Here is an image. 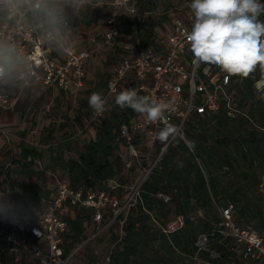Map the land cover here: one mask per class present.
I'll return each instance as SVG.
<instances>
[{
  "label": "built area",
  "instance_id": "1",
  "mask_svg": "<svg viewBox=\"0 0 264 264\" xmlns=\"http://www.w3.org/2000/svg\"><path fill=\"white\" fill-rule=\"evenodd\" d=\"M260 2L264 4V0ZM185 5L186 10L176 7L167 12L172 21L166 44L155 35L152 38L156 40L154 46L151 42L142 45L139 40L124 42L125 57L113 68L106 84L103 94L107 101L106 109L109 103L113 104L119 92L127 89L124 81L130 78L143 95L175 102V111L167 113L165 120L149 122L141 115L120 123L115 130V144L118 156L122 157V167L127 173L136 171L131 182L123 187L122 183L111 180L103 189L92 190L72 187L64 180L57 181L49 198L41 200L39 197V200L23 205L26 214L18 223L0 218V264H68L70 256H65L62 243L69 231L68 218L74 211L88 215L97 227L108 228L116 224L120 240L127 216L142 205L144 186L160 169L168 148L178 138L187 143L185 127L193 115L209 116L223 108L230 118L246 117L245 110L237 106L235 95V84H239L243 77L234 79L218 66L195 60L186 40L194 17L189 4ZM109 8L111 14L103 20V32L99 36L88 35L87 47H76L69 54L59 55L43 46H34L40 61L41 86L67 96H75L84 89L91 55L119 36L117 11L125 8L134 18L137 14L134 0H114ZM252 78L253 91L264 104V76L259 66L252 73ZM13 104L14 99L0 93V108H10ZM103 114H96L91 109L92 122L102 118ZM166 124L174 125L177 134L161 141L158 132ZM0 191L8 189L0 188ZM258 191L264 196V179L260 181ZM155 197L164 202L170 200L162 192ZM31 209H39L41 219L33 215ZM219 212L222 222L216 225L211 235L217 233L230 240L227 251L233 253L240 263L264 264V234L236 225L232 205L222 204ZM182 224V217L179 216L167 231H174ZM208 239L207 234L197 237L195 245L198 251L209 250ZM209 252L213 259L219 258L216 249Z\"/></svg>",
  "mask_w": 264,
  "mask_h": 264
},
{
  "label": "trees",
  "instance_id": "2",
  "mask_svg": "<svg viewBox=\"0 0 264 264\" xmlns=\"http://www.w3.org/2000/svg\"><path fill=\"white\" fill-rule=\"evenodd\" d=\"M134 1L136 25L141 30L144 15L156 10L162 0ZM152 30L145 31L142 45L151 42ZM238 77L232 75L234 79ZM252 84V73L235 84L237 106L245 110L246 117L230 118L223 108L209 116L191 117L185 127L187 143L178 138L168 148L160 169L144 186L142 205L127 216L123 237L118 240L119 235H115L116 224L107 228L114 237V246L103 264H179L182 254L192 262L242 264L227 251L230 240L211 233L222 222L220 207L229 204L236 225L264 234V196L258 191L264 179V104L255 95ZM124 85L143 95L133 79H126ZM107 111L108 116L91 123L93 135L77 153V159L63 163V180L72 187L100 190L121 174L122 157L117 154L115 130L120 123L141 115L130 108L121 109L114 102L107 106ZM19 150L26 166L40 156L35 147L23 146ZM257 161L261 174L256 170ZM217 173L228 177L224 186L217 184ZM118 182L122 183V177ZM159 192L167 194L170 200L164 202L155 197ZM218 195L222 199L216 201ZM179 216L182 226L168 232L170 218L175 223ZM196 222L201 227L199 232L195 230ZM68 223L69 231L62 243L65 256L82 242L91 221L88 215L74 211ZM201 234L209 236L208 251H198L195 245ZM211 249H216L219 258L211 257Z\"/></svg>",
  "mask_w": 264,
  "mask_h": 264
},
{
  "label": "clouds",
  "instance_id": "3",
  "mask_svg": "<svg viewBox=\"0 0 264 264\" xmlns=\"http://www.w3.org/2000/svg\"><path fill=\"white\" fill-rule=\"evenodd\" d=\"M97 0H0V93L34 92L40 87V61L34 46H43L59 55L78 46V27L72 20L89 7H100ZM193 23L186 40L197 62L218 66L233 76L247 78L259 66L264 76V4L260 0H191ZM116 14V13H115ZM99 92L88 97L96 114L106 109ZM121 109L130 108L149 122L165 120L175 111V102L140 95L126 89L115 96ZM177 134L166 124L158 138L166 141ZM0 191V218L18 223L26 214L22 204ZM41 219L39 209H31Z\"/></svg>",
  "mask_w": 264,
  "mask_h": 264
},
{
  "label": "rangeland",
  "instance_id": "4",
  "mask_svg": "<svg viewBox=\"0 0 264 264\" xmlns=\"http://www.w3.org/2000/svg\"><path fill=\"white\" fill-rule=\"evenodd\" d=\"M114 0H97L100 7H89L84 10L83 19L80 24L86 31L94 29V22L99 13H103V18H107L111 11L105 2ZM191 0H162L156 10L145 14L143 17L144 27L139 30L136 25V18L131 16L125 8L117 11V24L120 28L119 36L108 46H104V51L94 54L89 73L93 77L90 84L95 83V89L102 95L105 93V81L107 75L114 66L122 60L124 56V42H135L141 40L145 31L154 29L157 39H162L166 44L167 35L170 34V24L172 19L167 12L176 7L185 8V4H190ZM186 10V8H185ZM78 20H72V26H76ZM151 37V45L156 44V40ZM93 93V89L86 91L85 99L66 100L57 95L51 102V94L38 88L34 92L20 93L17 104L11 112L7 124L3 129L9 133V140L5 135L0 134V188L8 189L11 192L10 198L22 205H27L42 198H49L55 191L57 181H63L65 171L63 163L67 159H77V153L82 150V146L87 143L93 135L91 127V108L88 105V97ZM114 101V100H113ZM115 103V101H114ZM111 103H109L110 106ZM48 105V109L44 107ZM109 115L105 111L103 117ZM35 147L39 150L40 156L29 166H26L19 154L20 147ZM60 155L61 158H60ZM121 167L122 185L125 187L131 182L136 171L127 173ZM33 171V173H29ZM256 170L259 174L262 169L256 162ZM217 184L224 186L228 177L222 173H217ZM118 178L114 179L118 181ZM45 197V198H43ZM222 199L218 195L215 200ZM221 201V200H220ZM203 213V210H202ZM191 215L194 212L190 213ZM165 220H162V223ZM174 225L172 218L169 220V228ZM195 230L199 232L201 227L196 222ZM114 233L119 234L118 227L114 228ZM114 237L106 227L102 228L92 223L85 229L82 242L76 245L69 255L68 264H103L105 256L113 249ZM179 264H205L204 262H192L189 256L182 254Z\"/></svg>",
  "mask_w": 264,
  "mask_h": 264
},
{
  "label": "crops",
  "instance_id": "5",
  "mask_svg": "<svg viewBox=\"0 0 264 264\" xmlns=\"http://www.w3.org/2000/svg\"><path fill=\"white\" fill-rule=\"evenodd\" d=\"M112 2V1H111ZM111 2H109V1H107V2H105V4H103V6L104 5H106V7L108 6L109 7V5H110V3ZM110 9V8H109ZM110 11H111V9H110ZM83 13H84V11L80 14V20L78 19V18H75V20H78L75 24H76V26L75 27H78V31H77V36H78V46L77 47H81V48H83V47H87L89 44H88V35H90V34H95V35H97V36H99L102 32H103V30H104V28H103V20H104V16H103V13H99V15L97 16V19L95 20V22H94V24H93V26H94V29L91 31V32H88V31H86V29L85 28H83V26L80 24V22H81V20L83 19ZM155 29V28H154ZM154 29L152 30V32L154 33ZM119 30H120V28H119ZM100 51H104V47H102V48H100V49H98L97 51H95L92 55H91V58L89 59V61H88V63H87V72H88V77H87V80H86V83H85V87H84V89H82L80 92H78L75 96H73V100L75 99V100H77V99H79V100H81V99H85L86 98V91H88V89L89 88H92L93 89V92H98V90L97 89H95V83H92V84H90V80L92 79L93 80V77L90 75V73H89V66H90V62H91V60H92V58H93V56H94V54H96V53H98V52H100ZM124 57H125V54H124V56L122 57V60L124 59ZM121 60V61H122ZM120 61V62H121ZM119 63V62H118ZM117 63V64H118ZM116 64V65H117ZM115 65V66H116ZM114 66V67H115ZM113 70V69H112ZM111 73H112V71H110V73L107 75V77L108 78H106V81H105V87H106V84H107V81H108V79H109V77H110V75H111ZM41 90H43V91H47L48 93H50L51 94V97H52V99H51V102H52V100L53 99H55V97L57 96V95H60V96H62V97H64L66 100H69V99H71L72 98V96H67V95H64L63 93H60V92H58V91H52V90H50V89H46L45 87H43V86H41L40 85V87H39ZM6 94H8L12 99H14V104H13V106L12 107H10V108H6V109H3V108H0V134L2 135H5V138L7 139V140H9V133L6 131V130H4L3 129V126L5 125V124H7V120L10 118V115H9V112H11L12 110H14V108H15V106H16V104H17V100H18V98H19V94H20V92H9V93H6ZM44 107H45V109L48 107V105H44Z\"/></svg>",
  "mask_w": 264,
  "mask_h": 264
}]
</instances>
